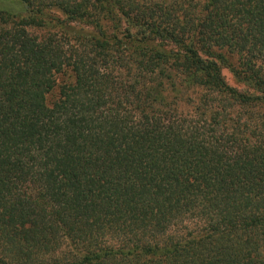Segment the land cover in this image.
<instances>
[{
  "label": "trees",
  "instance_id": "1",
  "mask_svg": "<svg viewBox=\"0 0 264 264\" xmlns=\"http://www.w3.org/2000/svg\"><path fill=\"white\" fill-rule=\"evenodd\" d=\"M13 1L0 264H264V0Z\"/></svg>",
  "mask_w": 264,
  "mask_h": 264
},
{
  "label": "rangeland",
  "instance_id": "2",
  "mask_svg": "<svg viewBox=\"0 0 264 264\" xmlns=\"http://www.w3.org/2000/svg\"><path fill=\"white\" fill-rule=\"evenodd\" d=\"M9 10L12 12H22L25 11V6L23 3H19V2H14L13 0H0V10ZM25 13V12H22ZM53 15L60 17L61 19H64V16L58 12V11H53ZM73 28H75L76 30L82 29V26H78V25H74ZM31 32L35 35H40L42 34V32L32 29ZM224 74L226 75L228 82L230 84H232L233 86H237L235 80L233 79L232 75L228 72V71H224ZM60 82H62L63 80H66L68 78V76H60Z\"/></svg>",
  "mask_w": 264,
  "mask_h": 264
}]
</instances>
